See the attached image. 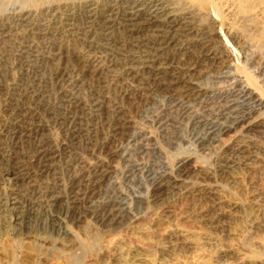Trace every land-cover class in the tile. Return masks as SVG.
<instances>
[{
    "label": "rangeland",
    "instance_id": "rangeland-1",
    "mask_svg": "<svg viewBox=\"0 0 264 264\" xmlns=\"http://www.w3.org/2000/svg\"><path fill=\"white\" fill-rule=\"evenodd\" d=\"M208 2L0 0V264H264V0Z\"/></svg>",
    "mask_w": 264,
    "mask_h": 264
},
{
    "label": "bare ground",
    "instance_id": "bare-ground-1",
    "mask_svg": "<svg viewBox=\"0 0 264 264\" xmlns=\"http://www.w3.org/2000/svg\"><path fill=\"white\" fill-rule=\"evenodd\" d=\"M199 2L200 1H204L206 4H210L208 1L209 0H198ZM212 1V0H211ZM202 3V2H201ZM200 3V4H201ZM213 3V2H212ZM25 11V10H24ZM253 91V90H252ZM241 98L243 97L247 102L248 101H251V96H252V92L250 91V89L249 88H242L241 89ZM255 94H256V90H255ZM258 94V93H257ZM254 95V94H253ZM260 95V94H259ZM263 96V95H262ZM253 100H255V103L254 104H256L257 103V105H261L262 103H263V101L262 100H260V99H257L256 97L253 99ZM262 105H264V104H262ZM248 106H250V103L248 104ZM252 106V105H251ZM254 107H256V106H254ZM249 108V107H248ZM257 108V107H256ZM250 109H252V107L250 108ZM259 109V108H258ZM27 110V109H26ZM254 110V109H253ZM256 110V109H255ZM251 111V110H250ZM250 113V112H249ZM16 114V113H15ZM253 114H254V112H253ZM252 115V114H251ZM17 116V115H16ZM253 116V115H252ZM246 117V116H245ZM247 118H248V116H247ZM242 120V119H241ZM246 120V119H245ZM29 121V120H28ZM235 121H237V120H235ZM247 121V120H246ZM236 123V122H235ZM243 125V124H242ZM246 125V124H245ZM244 126V125H243ZM33 129V128H32ZM32 129H30L31 131H29L28 133H29V135H31L32 133H33V130ZM221 129V128H220ZM222 131V130H221ZM17 132H18V134H17ZM228 132V131H227ZM27 133V134H28ZM1 135H3V133H0V136ZM17 135H21L20 134V130L19 131H17V129L16 128H12V129H9L7 132H5V136L6 137H9L10 138V140L12 139V141L13 140H16V139H18V137H17ZM39 146H40V144H39ZM10 148V147H9ZM38 148V147H37ZM43 151V150H42ZM6 153H9V151H7ZM38 154V153H37ZM2 155V154H1ZM47 155L48 154H46V151H45V154H44V152H41V153H39L38 154V156H37V158L35 159L36 160V162H37V165L38 166H40V173H41V175L42 174H48V172H46V171H49L48 169L47 170H44V168H42L41 169V167H42V162L43 161H45V159H47L48 157H47ZM33 156H36V155H33ZM188 160V159H187ZM181 164H180V166H181V168H184V169H186V167L187 166H189V164L186 162V161H181L180 162ZM12 163H11V161H7V164L4 166V165H2V167L0 168V180L1 179H3V178H8V177H10L11 176V174H13V172H14V170L15 169H13L12 170ZM189 169V168H188ZM18 174V173H17ZM36 178H37V176H36ZM20 180V181H25V180H31V179H34V175L32 176L30 173H23V174H21V175H19L18 177H17V179L16 180ZM75 179V178H74ZM162 181H165V180H163L162 179ZM16 183V182H15ZM165 183V182H164ZM70 185H72V188H71V190H70V194L71 195H73V197H71V198H65V200L63 199H58V197H55L54 195H53V198L54 199H52V203L53 204H57V205H62V204H64V203H66L67 205L66 206H75V205H79L80 204V201H81V199L84 197V193L82 192L83 190L80 188V187H75L73 184H71L70 183ZM158 185V184H157ZM164 185V184H163ZM159 186H161L160 184H159ZM158 186V189L160 188ZM172 187H173V185H172ZM169 189V188H168ZM58 190V189H57ZM31 193L32 194H34V190H32L31 191ZM40 195V194H39ZM58 195V194H57ZM23 197V196H22ZM67 197V196H66ZM12 199H9V200H11L9 203H3L2 204V206L3 207H5V206H9L10 207V209H11V211H13L16 215H17V220L16 221H18L19 223H24L26 220H30V218L32 219V217H34L35 215H36V209H35V206L34 205H25L24 203L25 202H22L21 201V198H19V196H15V197H11ZM29 198V197H28ZM23 199V198H22ZM29 200V199H28ZM30 201V200H29ZM27 202V201H26ZM1 201H0V205H1ZM35 203V202H34ZM39 203V202H38ZM27 204H29L28 202H27ZM65 206V205H64ZM68 213V212H67ZM30 222V221H29ZM26 224H27V222H26ZM30 226V225H29ZM28 226V227H29Z\"/></svg>",
    "mask_w": 264,
    "mask_h": 264
}]
</instances>
